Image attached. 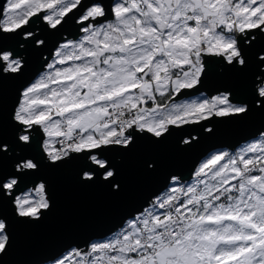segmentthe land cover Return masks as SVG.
Wrapping results in <instances>:
<instances>
[{
  "label": "snow or ice",
  "instance_id": "snow-or-ice-1",
  "mask_svg": "<svg viewBox=\"0 0 264 264\" xmlns=\"http://www.w3.org/2000/svg\"><path fill=\"white\" fill-rule=\"evenodd\" d=\"M70 22L78 38L51 50ZM28 53L39 59L31 76ZM213 73L214 95L177 102ZM5 84L19 85L8 142ZM216 119L260 127L235 152L203 159L190 183L168 171L116 230L50 264H264V0H0V264H10L19 229L54 212V174L66 165H77L79 186L119 198L129 177L114 152L150 146L137 163L155 176L177 129Z\"/></svg>",
  "mask_w": 264,
  "mask_h": 264
},
{
  "label": "water",
  "instance_id": "water-1",
  "mask_svg": "<svg viewBox=\"0 0 264 264\" xmlns=\"http://www.w3.org/2000/svg\"><path fill=\"white\" fill-rule=\"evenodd\" d=\"M40 33L39 27L35 29ZM78 38L77 28L70 22L62 29L58 37H50V48L63 40ZM14 38L5 37L4 43L10 44ZM32 72L39 67L37 55L28 53ZM48 56V50H44ZM221 77L213 73L202 86L189 90L177 97V101L197 97L203 94H215V87ZM18 84H5L4 86V126L3 136L5 142L12 138L13 130L9 124V110L15 96ZM214 127L215 131L209 135L203 128ZM260 127L259 120L248 122H225L219 119L204 121L193 125L181 126L176 135L158 149L163 167L161 173L155 176H144L138 169V155L150 151V146L139 144L134 154H123L119 151L113 153L119 165L125 169L129 177V185L125 193L119 198L110 197L101 188H83L75 182L77 165L70 163L54 174L53 197L56 208L40 225L18 230V246L15 253L8 257L10 264H50L47 257L61 250L77 245L84 246L87 242L100 239L110 230H116L120 221L133 213L144 204L153 193L159 194L164 183V175L168 171L180 173L186 183L191 182V173L194 167L203 159L216 151H236L251 138ZM196 137L197 143L187 151H178L176 140ZM11 158L5 157L4 169L11 166ZM146 206V205H145ZM9 211L5 204L4 212Z\"/></svg>",
  "mask_w": 264,
  "mask_h": 264
},
{
  "label": "rangeland",
  "instance_id": "rangeland-1",
  "mask_svg": "<svg viewBox=\"0 0 264 264\" xmlns=\"http://www.w3.org/2000/svg\"><path fill=\"white\" fill-rule=\"evenodd\" d=\"M201 97H208L206 94H203V95H201V96H197V97H190V98H186V99H183V100H180V101H177V102H180V103H182V102H185V101H188V102H190L191 100H193V99H198V98H201ZM238 150V149H237ZM227 151V150H226ZM229 152H231V151H229ZM235 152V151H234Z\"/></svg>",
  "mask_w": 264,
  "mask_h": 264
},
{
  "label": "trees",
  "instance_id": "trees-1",
  "mask_svg": "<svg viewBox=\"0 0 264 264\" xmlns=\"http://www.w3.org/2000/svg\"><path fill=\"white\" fill-rule=\"evenodd\" d=\"M223 151H226V150H223Z\"/></svg>",
  "mask_w": 264,
  "mask_h": 264
}]
</instances>
